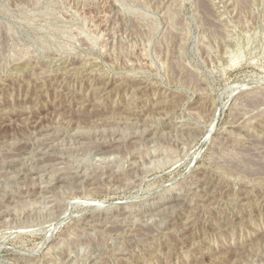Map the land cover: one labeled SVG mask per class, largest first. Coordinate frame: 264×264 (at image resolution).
<instances>
[{"label":"rangeland","instance_id":"1","mask_svg":"<svg viewBox=\"0 0 264 264\" xmlns=\"http://www.w3.org/2000/svg\"><path fill=\"white\" fill-rule=\"evenodd\" d=\"M0 264H264V0H0Z\"/></svg>","mask_w":264,"mask_h":264},{"label":"bare ground","instance_id":"2","mask_svg":"<svg viewBox=\"0 0 264 264\" xmlns=\"http://www.w3.org/2000/svg\"><path fill=\"white\" fill-rule=\"evenodd\" d=\"M10 163V162H9ZM60 179H63V177L62 178H60ZM164 196V195H163ZM123 208H126L125 206L124 207H121V209H123ZM119 209V208H118ZM111 210V209H110Z\"/></svg>","mask_w":264,"mask_h":264}]
</instances>
